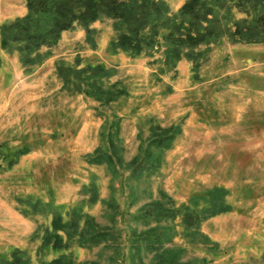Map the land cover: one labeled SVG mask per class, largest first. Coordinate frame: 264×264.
I'll use <instances>...</instances> for the list:
<instances>
[{"label": "rangeland", "instance_id": "obj_1", "mask_svg": "<svg viewBox=\"0 0 264 264\" xmlns=\"http://www.w3.org/2000/svg\"><path fill=\"white\" fill-rule=\"evenodd\" d=\"M165 1L175 13L185 0ZM25 12V0H0V25ZM89 28L62 32L30 67L0 48V264L13 250L29 264L59 256L75 264H151V253L132 248V233L154 225L167 232L163 247L180 262L264 264V43L221 36L197 48L194 66L186 58L165 62L160 39L137 56L111 53L112 21ZM75 63L112 67L105 86L122 94L103 103L62 88L56 65ZM153 125L174 127V138L160 165L135 178L130 166L152 149ZM100 151L112 160L94 161ZM217 193L228 209L195 231L180 214L148 224L141 217L153 202L200 211ZM56 216L76 228L54 229ZM92 230L109 236L91 242ZM47 232L65 247L44 245Z\"/></svg>", "mask_w": 264, "mask_h": 264}, {"label": "trees", "instance_id": "obj_2", "mask_svg": "<svg viewBox=\"0 0 264 264\" xmlns=\"http://www.w3.org/2000/svg\"><path fill=\"white\" fill-rule=\"evenodd\" d=\"M25 8V14L0 25V48L15 50L24 67L40 63L44 58L43 50L55 45L62 32L77 24L89 32L91 23L103 19L112 21L115 33L108 44L111 53L122 51L137 56L160 39L164 44L165 62L169 63L186 58L197 65L201 56L197 48L221 36L233 43H264V0H185L175 13L170 12L165 0H25ZM113 71L112 67L100 64L56 65L62 88L103 103L115 100L123 92L115 84L105 86ZM150 130L152 149L134 159L130 166L135 178L160 165L164 148L169 147L174 138V127L153 125ZM103 157L112 160L109 154L101 151L93 160L100 162ZM117 159L122 162L121 158ZM220 197V193L210 195L208 206L200 211H192L185 205L179 209L166 208L153 202L141 217L148 224L150 218L159 222L180 214L184 226L195 231L202 219L228 209ZM86 218L88 223L92 222L89 216ZM52 226L65 233L76 228V223L62 222L56 216ZM106 232L92 230L88 240L105 241L109 236ZM167 239L165 230L157 225L148 226L132 233V248L135 252L142 249L151 253V264H191L180 262L175 252L163 247ZM42 243L50 244L53 249L65 247V242L55 232L45 233ZM5 264H29V260L19 250H13ZM42 264L75 263L69 256H59Z\"/></svg>", "mask_w": 264, "mask_h": 264}]
</instances>
